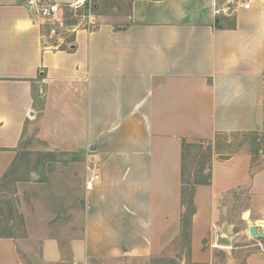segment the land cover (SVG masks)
<instances>
[{"label": "crops", "instance_id": "1", "mask_svg": "<svg viewBox=\"0 0 264 264\" xmlns=\"http://www.w3.org/2000/svg\"><path fill=\"white\" fill-rule=\"evenodd\" d=\"M107 2L99 28L57 41L24 0H0V180L33 139L100 176L82 187L78 232L0 235V264L172 256L197 143L213 155L193 190V261L264 264V238L246 233L264 232V0L220 15L219 0ZM237 224L244 239L227 234Z\"/></svg>", "mask_w": 264, "mask_h": 264}, {"label": "rangeland", "instance_id": "2", "mask_svg": "<svg viewBox=\"0 0 264 264\" xmlns=\"http://www.w3.org/2000/svg\"><path fill=\"white\" fill-rule=\"evenodd\" d=\"M246 0H219L220 7L231 14L241 2ZM119 12L126 6L120 5ZM111 3L104 1L92 10L93 13L109 12ZM90 10L69 11L64 17V27L57 30L55 39L68 41L69 31L84 28V18ZM50 27L47 31H50ZM264 154V144L261 145ZM213 150L207 144H189L185 151L186 191L184 216V237L181 245L175 247L174 254L163 258L90 260L82 264H199L193 261L191 247V221L195 213L193 190L197 183L207 181L210 176L209 163ZM264 165V159L256 162ZM88 180L87 166L79 157L50 150L46 143L33 139L28 148L21 153L13 168L0 180V235L15 239H27L34 235L60 237L67 241L83 223L84 196L82 187ZM241 201V200H240ZM242 203V204H241ZM239 202L237 210L242 208ZM243 226L237 224L228 235L239 233V239L246 235ZM247 234L248 230H246ZM229 240L228 236H221ZM253 238V237H252ZM255 240L257 238H254ZM221 248L227 247L218 244ZM227 255L216 253V264H226ZM73 264V263H59Z\"/></svg>", "mask_w": 264, "mask_h": 264}, {"label": "built area", "instance_id": "3", "mask_svg": "<svg viewBox=\"0 0 264 264\" xmlns=\"http://www.w3.org/2000/svg\"><path fill=\"white\" fill-rule=\"evenodd\" d=\"M26 7L34 12L44 25L50 27V37L54 38L57 35V30L60 27H64V17L69 11H78L81 9L90 10L89 15L84 18L86 24L84 29L91 32L99 28L100 20L92 10L97 4L106 0H78L74 3H61L57 0H24ZM243 8L250 9L251 3H242ZM226 12L224 8L217 9L216 14L220 15ZM48 46V45H47ZM88 172H91V177L86 183V189L92 190L94 182L99 180L100 176L94 173L90 167H87Z\"/></svg>", "mask_w": 264, "mask_h": 264}, {"label": "water", "instance_id": "4", "mask_svg": "<svg viewBox=\"0 0 264 264\" xmlns=\"http://www.w3.org/2000/svg\"><path fill=\"white\" fill-rule=\"evenodd\" d=\"M250 234L252 237L254 238H264V232L262 230V228L258 227V226H252L250 228ZM218 244L219 245H223V246H229L230 241L223 239L221 236L218 238Z\"/></svg>", "mask_w": 264, "mask_h": 264}, {"label": "trees", "instance_id": "5", "mask_svg": "<svg viewBox=\"0 0 264 264\" xmlns=\"http://www.w3.org/2000/svg\"><path fill=\"white\" fill-rule=\"evenodd\" d=\"M185 191H186V188H185Z\"/></svg>", "mask_w": 264, "mask_h": 264}]
</instances>
